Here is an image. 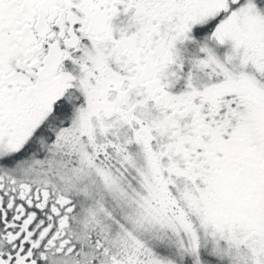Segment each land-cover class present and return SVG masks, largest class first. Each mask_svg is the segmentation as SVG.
I'll return each instance as SVG.
<instances>
[{
	"label": "snow or ice",
	"instance_id": "1",
	"mask_svg": "<svg viewBox=\"0 0 264 264\" xmlns=\"http://www.w3.org/2000/svg\"><path fill=\"white\" fill-rule=\"evenodd\" d=\"M0 264H264V0H0Z\"/></svg>",
	"mask_w": 264,
	"mask_h": 264
}]
</instances>
